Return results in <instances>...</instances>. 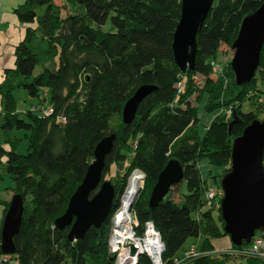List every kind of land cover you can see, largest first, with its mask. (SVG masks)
Returning a JSON list of instances; mask_svg holds the SVG:
<instances>
[{"label": "trees", "instance_id": "1", "mask_svg": "<svg viewBox=\"0 0 264 264\" xmlns=\"http://www.w3.org/2000/svg\"><path fill=\"white\" fill-rule=\"evenodd\" d=\"M181 1L23 0L14 9L28 26L15 47V67L5 70L0 83V130L7 145H0V180L9 175L14 181L13 195L22 196L24 211L14 236L15 253L4 254L0 245V264H9L11 258L18 264H116L109 249L111 220L135 169L145 175L132 207L136 230L144 235L146 222L153 223L165 245L162 264H242L233 262L235 255L243 264H263L264 257L248 253L252 240L214 251L213 239L229 235L220 205H207L208 183L199 162L205 158L223 168L218 180L222 189L233 140L259 119L257 110L264 103L258 88L259 81L264 86V43L256 74L244 85L236 84L230 62L216 77L211 63L222 44L232 46L243 18L264 0H214L197 33L195 66L185 72L175 63L172 47ZM109 18L114 31H103L101 25ZM37 65L41 70L34 75ZM198 75L204 77L202 86ZM143 84L155 89L126 124L124 104ZM18 88L38 97L37 106L43 105L42 93H48L53 111L39 114L31 107L20 117L14 96ZM205 97V109L220 112L201 136L197 104ZM246 99L256 105L253 110L242 109ZM112 133L116 137L105 158L102 180L113 164L127 162L126 172L112 181L113 206L99 228L90 227L83 238L70 240V226L57 227L55 220L82 182L95 146ZM22 138L28 142L25 154L18 150ZM171 158L182 164L183 180L150 207L151 190ZM182 182L186 194L181 192ZM175 191L181 200L174 199ZM9 202L2 201L3 215ZM258 235L264 238L261 230ZM193 248L197 254L189 255ZM137 264L154 263L143 253Z\"/></svg>", "mask_w": 264, "mask_h": 264}, {"label": "water", "instance_id": "2", "mask_svg": "<svg viewBox=\"0 0 264 264\" xmlns=\"http://www.w3.org/2000/svg\"><path fill=\"white\" fill-rule=\"evenodd\" d=\"M214 0H182L180 19L173 35V55L181 72L195 66L197 33L212 7ZM264 43V1L252 13L246 15L232 43L234 53L230 62L237 85L251 81L260 64ZM155 86L143 84L126 101L122 110L124 123L135 117L140 102ZM116 135L103 137L95 146L94 158L89 164L82 182L71 195L67 208L56 218L57 227L70 226L68 238L81 239L90 227L99 228L113 206L115 187L109 180H102L106 155L112 150ZM264 119H254L232 143L230 170L221 179L223 196L220 202L224 231L233 244L249 243L257 230L264 233ZM139 169H135L136 172ZM142 172V171H141ZM133 175V173H132ZM184 168L171 158L160 171L151 190L148 204L156 206L176 183L183 180ZM131 176L128 179L129 186ZM145 175L143 174L144 183ZM126 187V188H127ZM141 186L129 196L126 211L130 212ZM97 191L91 195V193ZM125 189L124 198H127ZM24 211L20 194L12 196L1 226V250L4 254L15 253L14 236L19 231ZM161 240V236L156 231ZM165 245L161 241L158 264ZM130 254L139 258L142 251L130 244ZM156 263L155 258H152Z\"/></svg>", "mask_w": 264, "mask_h": 264}, {"label": "rangeland", "instance_id": "3", "mask_svg": "<svg viewBox=\"0 0 264 264\" xmlns=\"http://www.w3.org/2000/svg\"><path fill=\"white\" fill-rule=\"evenodd\" d=\"M56 3L58 4H62V0H56ZM16 6V5H14ZM16 8V7H15ZM14 7L10 8L7 4H5L4 10L8 9V12L12 13L15 15V17H17V21L19 19L18 15L16 14V12H14ZM20 21V20H19ZM21 22V21H20ZM93 26H96L94 23H92ZM101 29L103 31H114V27L112 26L111 23V19L109 18L107 20V22L103 25H101ZM233 49L231 47H228L226 44H222L220 49L217 52V57H216V62L217 64L221 67V70H227L228 69V63L231 62L232 56H233ZM6 70V69H5ZM41 70L40 65H37L34 71V75L38 74ZM5 73V71H4ZM218 74L213 73L212 77H216ZM197 83L199 86H202L204 84V77L201 75L197 76ZM258 88L260 90L259 95L261 96V98L264 100L263 94L262 92H264V86L262 85V83L259 81L258 82ZM14 96L16 98L17 101V112L19 113L20 117H25L24 116V112L27 109H30L31 107L34 108V110L36 112H38L39 114L44 113V109L47 108L50 103H49V99H48V93L44 92L42 93L41 97V101L43 103V105H39L37 106L36 104L38 103L39 98L38 97H29L24 89L22 88H18L14 90ZM45 96V97H44ZM192 103H195V96L192 97ZM205 103H206V97L199 102L198 105V116H199V122L197 125V129L199 134L202 136L204 134V132L206 131L207 126L212 122V120H214V118L216 117V115L220 112V110H216V111H212V112H208L205 109ZM35 105V106H34ZM255 104L252 103V100L246 99L243 101L242 103V109L244 111H251L255 108ZM227 110V109H226ZM224 110V111H226ZM228 112V111H227ZM258 112V117L259 119H264V103L262 105H260V107L257 110ZM2 105L0 102V121L2 119ZM23 132L21 131L19 133L20 137H23ZM3 142V133L0 130V143ZM27 145L28 142L26 139L22 138L21 140V144L19 147V152L22 154H25L27 152ZM199 167H200V171L202 173V176L207 180L208 183V189L209 190H217L219 189L218 187V180L220 179V175L223 173V168L219 167V166H215L213 164H210L208 162L207 159L203 158L200 160L199 162ZM127 169V162L125 163H120V164H113L110 167L109 172L107 173V175L105 176V180H109V181H114V179L118 176H122ZM4 170V169H2ZM140 171L141 170H137ZM134 173V172H132ZM132 173L130 174V176H132ZM143 173V172H142ZM144 174V173H143ZM129 176V177H130ZM129 179V178H128ZM128 184V183H127ZM15 186L14 181L10 178L9 175H5V177L0 180V215L2 213V200H11L12 196H13V187ZM127 187V186H126ZM181 192L183 194L187 193V186H186V182H182L181 184ZM174 199L176 200H181V195L180 192L175 191L174 193ZM215 215L217 211H214ZM195 216V214H193ZM146 231L147 229L145 228L144 230V237L146 236ZM224 237V236H223ZM226 238L228 236H225ZM222 238V237H221ZM239 255V254H238ZM241 258L240 256H233L232 260L233 262H240V263H245L244 260L239 259ZM9 264H18V262L16 261L15 258H11L9 260ZM264 264V262H263Z\"/></svg>", "mask_w": 264, "mask_h": 264}, {"label": "built area", "instance_id": "4", "mask_svg": "<svg viewBox=\"0 0 264 264\" xmlns=\"http://www.w3.org/2000/svg\"><path fill=\"white\" fill-rule=\"evenodd\" d=\"M211 64L215 73L221 71V67L217 64V62H212ZM260 101L262 100L260 99ZM52 111L53 109L51 107H47L44 109V114H50ZM227 111V114L230 115L231 110L228 109ZM142 186L143 184H141V187ZM123 195L124 193L121 196L119 208L112 216V230L109 236V249L115 254L116 264H137L139 258L137 257V254H130V244H133L138 250L142 251V254L146 253L151 258H154V255L151 247L145 241L146 236L144 237V235H139L137 233L136 227L138 226V221L136 220L132 209L130 212L126 211L127 201L125 202L126 198H124ZM221 196H223L222 189L209 190L206 193L207 205L212 206L213 203H216V206H219ZM149 227L155 230L151 221H147L145 224L146 229ZM248 253L264 257V238L262 236L258 235L252 238V244L249 247ZM195 254H197V252L194 248L189 251V255Z\"/></svg>", "mask_w": 264, "mask_h": 264}, {"label": "crops", "instance_id": "5", "mask_svg": "<svg viewBox=\"0 0 264 264\" xmlns=\"http://www.w3.org/2000/svg\"><path fill=\"white\" fill-rule=\"evenodd\" d=\"M22 1L23 0H0V83L5 78V69H11L15 67V47L24 39L26 28L28 26V24L20 22L19 19L17 21V17H15L14 14L8 12V9L4 10V7L5 4H7L10 8H15L21 4ZM0 145H5L4 140L2 143H0ZM2 206V208H4V205ZM3 218L4 215L2 209V213L0 215V224H2ZM213 244L215 247V252H222L231 247L232 241L229 236L227 238L222 236V238H214Z\"/></svg>", "mask_w": 264, "mask_h": 264}, {"label": "bare ground", "instance_id": "6", "mask_svg": "<svg viewBox=\"0 0 264 264\" xmlns=\"http://www.w3.org/2000/svg\"><path fill=\"white\" fill-rule=\"evenodd\" d=\"M142 181H143V173L140 171L134 172L129 181V186L127 188L128 197L125 199V202L128 200L129 196L131 197L133 191H135L136 188L141 186ZM145 241L151 247L156 263L158 264V255L161 250V240L159 238L158 233L154 229L149 227L146 231Z\"/></svg>", "mask_w": 264, "mask_h": 264}]
</instances>
